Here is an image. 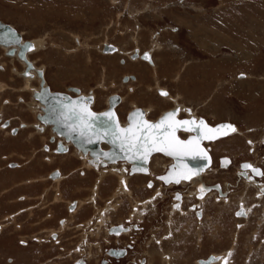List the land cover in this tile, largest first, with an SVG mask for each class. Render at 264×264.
<instances>
[{"label":"rangeland","instance_id":"1","mask_svg":"<svg viewBox=\"0 0 264 264\" xmlns=\"http://www.w3.org/2000/svg\"><path fill=\"white\" fill-rule=\"evenodd\" d=\"M21 1L0 0V19L25 38L46 39L45 49L30 54L36 65L44 68L38 72L40 90L45 76L53 90L69 92V87H78L88 95L94 92L98 96L94 111L104 110L105 97L117 93L123 97L116 106L122 121L133 103L148 108L146 114L155 119L171 108L175 99L209 124L227 121L240 132L204 143L212 157L210 169L205 167L203 174L211 194L203 197L200 206L203 224L199 231L193 213L170 212L176 190L187 202L186 209L201 200L189 195V184H162L163 198H155L154 207L130 218L135 198L126 197L125 191L119 196L124 202L118 212L110 207L111 201L119 200H112L111 191L106 196L98 192L91 202L95 171H87V182L78 178L83 185L80 191L72 183L54 182L52 175L46 176L54 167H65L68 175L66 166H81V160L69 163L46 158L51 153L41 147H57V143L50 140L49 130L39 133L33 129L36 119L24 103L30 94L18 89L23 80L12 72H2L0 162L24 158L17 161H25L30 176L25 177L26 186L7 182L0 188V264H74L78 259L97 264L104 254L106 257L108 246L123 245L128 254L111 258L108 264H134L141 258L142 264H195L199 259L209 264L212 261L207 262V257L216 254L225 255L227 264H264V192L259 191L264 187V175L252 176L262 185L258 187L246 184L239 178L244 174H237L248 170L244 163L264 173V0H32L35 3L28 10ZM69 30L78 36L80 47L76 50L68 51L77 45L71 38L66 42L61 34ZM105 41L123 52L101 51ZM135 50L151 51L157 66L138 56L134 57L137 60L129 58ZM1 53L0 62H5L7 56ZM237 53L250 57L241 59ZM16 66L23 67L17 61ZM128 75L135 78L128 82ZM9 85L12 88H6ZM158 90H167L171 98L162 100ZM182 114L186 115L184 110ZM23 123L27 126H21ZM180 135L185 138L187 134ZM17 146L24 155H18ZM221 157L231 158V164L220 165ZM157 168L158 172L164 170L163 166ZM80 169L73 174L82 176ZM110 179L112 190L117 180ZM84 183H89V188ZM219 184L228 201L215 199L220 196L214 188ZM103 186L101 191H105ZM151 188L144 189L140 198L146 200L154 191ZM20 192L22 195L15 196ZM83 197L89 203L85 204ZM70 202L83 203V209L76 212L78 207L74 213V208L68 209ZM240 208L244 215L235 214ZM119 225L129 227V233L117 237L109 232ZM160 252L170 256L169 263L163 262ZM225 261L217 259L211 264Z\"/></svg>","mask_w":264,"mask_h":264},{"label":"bare ground","instance_id":"2","mask_svg":"<svg viewBox=\"0 0 264 264\" xmlns=\"http://www.w3.org/2000/svg\"><path fill=\"white\" fill-rule=\"evenodd\" d=\"M27 2L26 3H24V1H21L22 2V4H24L25 6H26V9H27V7H29V9L31 8V7H33V5H34V3H32V0H26ZM39 1H41V0H37V2H39ZM15 3V2H14ZM252 3V2H251ZM18 5V4H17ZM24 5H22V6H24ZM21 6V5H20ZM21 6V7H22ZM28 10V9H27ZM44 20V19H43ZM191 31V33H192V30H190ZM20 34H21V36L23 35L21 32H20ZM62 34V36H63V38H64V40L67 42L68 40H69V38H71V40H75V43L76 42H78V41H76L77 39L76 38H73V36H67V34L66 35H64L63 34V32L61 33ZM195 33L193 32L192 34H191V36H192V38L193 37H195V35H194ZM222 37H223V35H221ZM23 38V37H22ZM23 40V39H22ZM27 40L31 43V47L29 48V49H27L26 51H25V57H26V60H28L29 62H31V64L27 61V64H28V67H31V65H32V67H31V69H29L28 70V74H27V76H20L21 74H19V72L17 71V70H15V67H13L12 69H11V71L13 72V73H15V76H17V77H20L22 80H23V85L20 87V88H18L19 90H26V91H28L29 92V94H30V99L29 100H27V101H24V103H26V105L30 108V111L32 112V115L35 117V121H33L32 122V127H33V129L34 130H36V131H38L39 133H43V131H45V130H49L50 132H51V136L54 138V143H58V142H60L61 144H62V146H64V148H65V150H58V147H57V149H56V151L57 152H64L65 151V153L64 154H62L61 156H63V155H66L67 153H71L70 151L72 150V154L77 158V159H79V160H81V169H80V171L79 172H81L82 174H85L84 172L86 171V174H87V171H90V170H92V171H95L96 173H97V176L93 179L94 180V183H93V185H94V188H93V192L94 193H96V194H98V192H100L101 190H102V188H101V186H103V189L104 190H106V191H108V189L109 188H111V181H109V180H111L110 179V177H112V178H114V179H116L117 181V184L115 185V186H113V188H112V190L111 189H109V191L108 192H110L111 191V193H110V197H111V195H112V200L114 199V197H119V196H121L122 195V193H123V191H125L126 193H127V195H126V197H128L129 199H130V197L131 198H135V202H133V205H132V209L130 208V212H129V214H130V218H132V217H139V213L140 212H144L146 209H148L150 206H152V207H154L153 205H152V203H154V199L155 198H163V195H164V193H163V182H165L163 179H160L159 178V176L161 175V177H167L168 175H169V173H170V171H171V167L170 168H168L169 166H173V165H175V162H174V158H173V156H169V155H167V154H165V153H162V152H153V153H151L150 155H149V157H148V161L146 162V167L147 168H149V171L147 172V171H142V170H139L138 169V167L133 163V162H131L129 159H114V160H110L109 158H107L106 156H104L103 154H97V155H92L91 153H90V151L89 150H86V151H84L83 149H81L80 148V146L78 145V143H76V142H74L71 138H67L65 135H63V134H61V133H58L53 127H52V124L50 123V122H48V121H46V120H42L41 118H40V116H38V115H41L42 113H44V111H45V108H46V106H45V104L37 97V95L38 94H36L35 95V93H37V92H39L40 91V80H38V72L39 71H43L44 72V68L42 67V66H37L36 65V63L34 62V61H32L31 59H29V57L28 56H30V54L31 53H34L35 51H32V50H38L39 48H40V46L41 47H45V45H46V42H44V41H42L41 39H39V38H31V39H28L27 38ZM44 40V39H43ZM25 41V40H24ZM22 42V41H21ZM1 43V42H0ZM105 43H107V41H105ZM105 43H102V45L103 44H105ZM2 44V46H8V45H14V44H11V43H9V44H5V43H1ZM0 44V45H1ZM75 45H77V44H75ZM15 46H17V47H15V49H14V51H15V54L14 55H12V56H15V58L16 59H18V57H21L20 55L17 57V50H19V46L17 45V44H15ZM117 46V45H116ZM75 47V46H74ZM73 47V48H74ZM101 47V46H100ZM32 48V49H31ZM72 48V47H71ZM104 48V47H103ZM31 49V50H30ZM77 49V48H76ZM114 49H116L115 47H114ZM114 49H105L104 48V51H114ZM102 50V49H101ZM6 51V50H5ZM28 51V52H27ZM68 51H69V49H68ZM19 52V51H18ZM27 52V53H26ZM117 52H123L121 49H120V47L118 48V50H117ZM133 52H135V53H137V56H138V58H140V55H141V53L142 52H138V50H135V51H133ZM132 52V53H133ZM147 54H148V56L150 57L151 56V59L149 58V59H147L150 63L149 64H152V66L155 68L157 65L155 64V61L153 60V55L151 54V51H145ZM5 54V53H4ZM134 55V54H133ZM11 56V57H12ZM128 56H129V58L131 57V58H134V57H132V55L131 54H128ZM136 56V57H137ZM142 56V58H145V56H143V55H141ZM236 56L237 57H239V58H241V59H243V58H247V57H250V56H248V55H244V54H239V53H237L236 54ZM14 58V57H13ZM22 58V57H21ZM24 58V57H23ZM134 59H136V58H134ZM251 59V58H250ZM12 60V59H11ZM137 60V59H136ZM19 62V61H18ZM20 63V62H19ZM22 63H24V62H22ZM21 63V64H22ZM24 65V67H25V64H23ZM26 68V67H25ZM10 71V72H11ZM62 72V71H61ZM125 78H127V77H125ZM130 78H132L131 80H133V76H130ZM43 80H44V83H45V85H48L47 83H46V77H44L43 78ZM130 80H128V82H129ZM34 82H36V85L34 84ZM37 83H38V85H37ZM44 84H43V82H42V86H43ZM44 87V86H43ZM42 87V88H43ZM50 90H53V89H51V87H50ZM159 90H160V88H159ZM158 90V92H159V94L158 95H160V98L162 99V100H165V98L166 99H168L167 97H170L171 98V96H170V94L168 93V91L166 90V91H159ZM68 91H72L73 93H75L74 95H88L86 92H84V90L82 89V88H77V87H69L68 88ZM88 92V91H87ZM157 92V93H158ZM162 92H167L168 93V95L167 96H165L164 97V95H162L161 93ZM41 93V92H40ZM42 94V93H41ZM35 95V96H34ZM91 96V98H90V100L88 101V103H89V106L91 107V108H93L94 106V104L96 103V100H97V98H98V96L96 95V97H95V94H94V92H93V96H92V94L90 95ZM108 98H110L109 97V95H107L106 97H105V101H106V108H107V106H108ZM20 100H23L22 98H19ZM123 99V97H121V96H119V101L116 103V105H115V107L117 106V104L121 101ZM147 104H149V103H147ZM178 106L180 107V108H178ZM114 107V108H115ZM136 107H138V105H136V104H134L133 103V106H132V108L131 109H133V108H136ZM174 107H177L180 111H179V113H182V111L184 110L185 111V114H186V118H188V117H192V118H194L195 120H199V119H202V117H196L195 116V114H194V111L192 110V109H190V108H188V107H186V106H181L179 103H178V101L177 100H175L174 99V104H173V106L171 107V108H174ZM105 108V109H106ZM171 108H169V109H166V110H164V111H162L161 112V114H160V116L164 113V112H166V111H168V110H171ZM28 109V108H27ZM143 109V108H142ZM146 110V111H145ZM145 110L143 109V114L145 115V117L148 119L149 118V120H152V121H155L156 119H158L159 117H157V118H155V119H151V117H149L147 114L150 112V110L148 109V108H145ZM174 111L175 110H177V109H173ZM182 110V111H181ZM115 111H116V108H115ZM146 112H147V114H146ZM116 113H117V111H116ZM117 116H118V113H117ZM195 116V117H194ZM38 117V118H37ZM177 118H178V113H177V116H176ZM128 118H129V113H128V115L126 116V119L124 120V121H122L121 119H120V117L118 116V123L120 124V125H124V124H126L127 122H128ZM42 121V123L39 121ZM205 119V118H204ZM205 121L207 122V120L205 119ZM24 122V121H23ZM227 121H224L223 123H226ZM208 123V122H207ZM230 123V122H229ZM230 124H232V123H230ZM211 125V124H210ZM21 126H23V127H26L27 126V123H23ZM232 126L233 127H235V125L234 124H232ZM237 128V127H236ZM236 131L237 132H240V130H238V129H236ZM181 133H185V134H187V135H185V138L186 137H188L189 135H191L192 134V132H186V131H184V130H179L178 132H177V135L179 136V137H181V138H184L183 136H181L180 134ZM230 133H233V132H231V131H229L228 132V134H227V136L230 134ZM223 136H225V135H223ZM221 136H218V137H215V138H213V139H211V140H208V139H204V140H202V144L204 145V143H207V142H215L217 139H219ZM56 139V140H55ZM57 140H59V141H57ZM43 145V144H42ZM99 146L101 147V148H103V149H106V148H108L109 146H110V144L107 142V141H105V140H101L100 142H99ZM54 147H55V145H54ZM54 147H50L49 145H43L41 148H43L45 151H47V152H49V151H51V150H53L52 148H54ZM204 147L207 149V151H208V153H209V156H211V153H210V148L209 147H206L205 145H204ZM54 153H55V151H53ZM56 152V153H57ZM156 153H162L168 160H166L165 159V157H163V158H161V157H159L160 155H157ZM153 154H155L153 157H151L150 158V156L151 155H153ZM69 156V155H68ZM91 156V157H90ZM50 156L48 155L46 158L47 159H50L49 158ZM59 159V158H58ZM64 159V158H63ZM51 160V159H50ZM150 160V161H149ZM212 160V157L210 158V161ZM149 162V163H148ZM229 162H230V160H229ZM14 163V162H13ZM154 163H155V165H154ZM227 163V162H226ZM226 163H222L223 165L222 166H224ZM15 164V163H14ZM128 164H131V166H132V168L131 169H129V165ZM16 165V164H15ZM152 166V167H151ZM156 168H155V167ZM159 166H163V168H164V170H163V172H164V174H163V172H158V168L157 167H159ZM226 166V165H225ZM207 167V166H206ZM209 167V166H208ZM153 168L154 169H157V170H154L153 171ZM170 169V170H169ZM174 169V168H173ZM253 169H255V170H258L259 171V168H252L251 169V171H252V173L254 174V175H257V172L256 171H253ZM56 170H58L59 171V175H58V172H57V174H52V176H57V177H54V178H52L53 179V181L54 182H60L62 179H64V174H66V173H62L61 172V170L60 169H56ZM136 170V172H134ZM205 170V171H204ZM166 171V172H165ZM204 171V172H203ZM207 170L206 169H203V170H201L200 171V177H198V176H194L190 181H181L179 184H183V185H186V184H189L190 185V191H189V195H195L194 197H196L197 199H201V200H198V201H196V203L194 204V202L192 203L191 202V204H190V206L189 207H187V209L186 208H184V206H185V204H187V202H185L184 200H183V198H182V196H180V199L179 200H175L174 201V204L173 205H171L170 207V212H171V215H172V213H174V212H177V213H179V214H182V215H185V214H188V215H192V213L194 214V216H195V218H194V221H196L197 223H196V227H195V229L196 230H200V227H201V224H203V209L200 207L201 206V204H202V201H203V198H201V197H205V196H208V195H210V194H208L209 193V191L207 190V189H209V188H207V183H208V180L205 178V177H203V174L206 172ZM239 171V170H238ZM158 172V173H157ZM70 173V172H69ZM144 173H146L145 175H144ZM240 173H242L241 171H239V173L237 172V174L239 175ZM163 174V175H162ZM50 175V172L47 174V176H49ZM241 175V174H240ZM257 176H261V175H257ZM239 178H241V179H243V181H245L246 182V184H248V183H252V184H255V185H257L258 187H261L262 185H260V182L259 181H257L255 178H252V176H251V173L249 172V170H246L245 172H244V177L242 178V177H240L239 176ZM145 179H147V181L145 180ZM251 179H253V180H251ZM141 180H145L146 181V183H144V182H140ZM205 180H206V182H205ZM107 181V182H106ZM155 181H159L158 182V184H156V182ZM163 181V182H162ZM105 182L106 183H110L109 185H106L105 184ZM162 184H161V183ZM140 183L142 184L141 186H140ZM149 184H151V187H153V188H151V187H149ZM154 184H156V186H154ZM101 185V186H100ZM200 185H203L204 186V191L203 192H201V190H199V188H200ZM100 186V187H99ZM144 186H145V188H144ZM172 185H169V187H171ZM99 187V188H98ZM106 187H108V188H106ZM147 189V188H151V189H154V191L152 192V194L149 196V197H147V199L146 200H144V199H142V198H140V197H142L144 194H145V192H146V190L144 191V189ZM100 190V191H99ZM59 191V190H58ZM150 191V190H149ZM217 191V190H216ZM225 191V189L220 185V190L219 191H217L218 192V194H222V195H220V196H218V195H215V199H217V200H220V197L222 198H225V199H222L223 201H228V198L226 197V195H225V193L226 192H224ZM259 191H263L264 192V187L263 188H260V190ZM259 191H257V192H259ZM60 193V192H59ZM157 193H159V195H157ZM215 194V193H214ZM59 195V194H58ZM92 195H94V194H92ZM139 195V196H138ZM187 195V194H186ZM129 201H132V199L131 200H129ZM190 201V200H189ZM122 202H124V199H121L120 200V197H119V200H118V202H116V201H111L110 202V207L112 208V209H114L116 212H118L119 210V208L118 207H121L120 206V204L122 203ZM115 203V204H114ZM83 204V203H82ZM82 204H80V203H76V202H71V203H69V205H68V209L69 210H72L73 208H74V212H75V210L78 208V207H80ZM131 204V203H130ZM71 205H73L74 207L71 209L70 208V206ZM176 205H179V208H177L176 207ZM116 206H117V208H116ZM73 211V210H72ZM243 212V211H242ZM103 214V213H102ZM128 214V215H129ZM170 214V213H169ZM247 215V214H246ZM171 217V216H170ZM243 217V216H242ZM61 221H62V223L63 224H65V219H61ZM99 221V220H98ZM100 226V225H99ZM128 228L129 227H126V228H124L122 225L120 226V227H117V230H118V235H120V234H122V233H129V230H128ZM131 228H132V226H131ZM194 228V227H193ZM116 229V228H115ZM123 229V230H122ZM108 231V230H107ZM109 232H110V230H109ZM117 235V234H116ZM117 235V236H118ZM154 236V235H153ZM157 242V241H156ZM157 244L159 245V243L157 242ZM160 246V245H159ZM162 254V257H163V262H164V260L165 261H167V263H169V260H170V256L169 255H167V253L166 252H160V255ZM159 255V256H160ZM178 255V254H177ZM176 255V256H177ZM223 257V256H222ZM160 258V257H159ZM151 259H152V257H151ZM217 260V257L216 256H212V261H216ZM221 260V259H220ZM141 261V260H140ZM207 262H209V260L207 261ZM195 264H203V260H199V261H197ZM211 264V263H210Z\"/></svg>","mask_w":264,"mask_h":264},{"label":"snow or ice","instance_id":"3","mask_svg":"<svg viewBox=\"0 0 264 264\" xmlns=\"http://www.w3.org/2000/svg\"><path fill=\"white\" fill-rule=\"evenodd\" d=\"M145 59H149L145 54ZM167 96V92L161 93ZM180 110L177 109L173 112H169L163 117L159 123L153 124L143 119L142 113H137L127 128H122L116 124L115 131L109 132L105 128L102 132L96 128L93 123L98 119L95 113L89 110L86 105H73L68 108L67 114H63L65 121L71 120L72 123L68 124V128L72 132H78L81 136L89 135L91 138L95 136L97 139L101 136L113 135L114 141L119 142V146L122 151H125L129 155L128 159H135L137 157L147 161L148 156L153 152L166 153L169 156L184 157L190 156L193 159L202 155L206 156V153L201 148V141L204 139L211 140L217 135H227L229 131L235 132L236 129L230 124L219 125L216 128L209 127L204 120L195 119H177V113ZM109 121L115 122L114 113H105ZM186 132H197L198 135L188 139L181 140L177 136L179 130ZM245 169L250 168V165H244ZM199 169H192L187 165H180L174 168L167 177H161L166 183H180L182 180H191L194 176L199 175ZM257 172V175H264V173L253 169ZM244 174V173H242ZM151 187V184H149ZM204 188H201V192ZM159 195V193H157ZM203 198V197H201ZM177 199H180L179 195ZM179 208V205H176ZM238 215H244V212L237 213ZM123 230V229H122ZM225 264L227 262L225 261Z\"/></svg>","mask_w":264,"mask_h":264},{"label":"water","instance_id":"4","mask_svg":"<svg viewBox=\"0 0 264 264\" xmlns=\"http://www.w3.org/2000/svg\"><path fill=\"white\" fill-rule=\"evenodd\" d=\"M0 42L5 43V44H9V43L14 44V46H12L9 49V52H13L15 49V44H17L19 46L18 54L21 57H24L25 51L31 47V43L28 40L21 42V35L17 31L16 28H14L10 23H6V22L2 21L1 19H0ZM104 48L106 50L107 49H114V46L111 43H108L104 46ZM145 54H147V53L144 52L142 55L145 56ZM147 56H148V54H147ZM41 93H39L37 95V97L45 104L46 108H45L43 115H41L40 118L42 120H46V121L50 122L52 124V127L58 133L65 135L67 138H71L74 142L78 143V145L80 146L81 149H83L84 151L89 150L92 155L103 154L104 156H106L110 160L128 159L127 156L129 154L126 153L125 151L121 150V148L119 146V142L118 141L113 142L114 141L113 135L110 134L108 136H101V138H99V139H97L95 136H92L91 138L89 137V135L81 136L78 132L70 131V129L68 128L67 125L71 124L72 121L71 120L65 121L63 119V114H67L68 108H70L73 105H86L89 108V110L92 111L93 113H95L96 116L98 117V119L93 122L96 125V128L98 130H100L101 132L105 128H107L109 130V132H112V131H115L116 124H118L122 128L129 127L130 124L133 123L134 118H137L136 114L138 112L143 114V109L141 107H136V108L131 109L129 111L128 122L124 125H120L118 123V116H117V113H116L115 108H114L116 103L119 101V94H117V93L110 95L109 104H108L107 108L102 110V111H94L89 106L88 101L91 98L90 95L71 96L69 93H67L65 91L50 90L48 85H45L42 88ZM173 111L174 110L171 109V110L164 112L155 121L147 119L144 114H143V119L150 122V123L156 124V123H159V121L163 117H165L167 113L173 112ZM109 112L114 113L115 122L109 121L108 117L104 115L105 113H109ZM177 119L191 120L194 118L189 117V118H177ZM199 120H201V119H199ZM199 120H197V121H199ZM202 120L205 121L204 118H202ZM206 124L209 127L216 128L219 125L230 124V123L229 122H226V123L217 122L214 125H210L209 123L206 122ZM230 125H232V124H230ZM197 135H198L197 132H192V134L186 138H181L178 135L177 136L181 140H188V139H191ZM218 136H223V135H217L216 137H218ZM101 140L107 141L110 144V146L106 149L101 148L99 146V142ZM57 147H58V150H65L64 146H62V144L60 142L57 143ZM201 148L206 153V156L202 155L200 157H197L196 159H193L190 156H184V157H174L173 156L174 162H175V168L177 166H180V165H187L188 167H190L194 170H196V169H199L200 171L203 170L206 166H208L210 164V156H209L207 149L202 144V141H201ZM130 161L133 162L138 167L139 170L147 171V167L145 164L148 161V159H147V161H144L142 158L137 157L135 159H131ZM220 161H221V163H226V162H228V158L227 157H221ZM172 171H170V172H172ZM200 171H199V175H197L198 177H200ZM52 174H57V171L53 170L51 172V175ZM176 195L178 196L179 192H176ZM239 212H241V209L236 211V213H239ZM121 251H123V250H119V249H116L114 247H110L108 249V252L110 254H115V255L120 254ZM210 259H211V256H208L206 260H210Z\"/></svg>","mask_w":264,"mask_h":264},{"label":"crops","instance_id":"5","mask_svg":"<svg viewBox=\"0 0 264 264\" xmlns=\"http://www.w3.org/2000/svg\"><path fill=\"white\" fill-rule=\"evenodd\" d=\"M25 2L24 3H26L27 1L26 0H24ZM14 27V26H13ZM66 33L64 34V32H63V34L64 35H66L67 34V36H73V38H76L77 40L76 41H78V42H76V44H77V46L76 47H74V48H71V49H69V51L70 50H76V48L78 49L79 47H80V44H78L79 43V40H78V36L77 35H74V33L72 32V31H65ZM25 38V37H24ZM25 39H27V38H25ZM37 39V38H36ZM40 39V38H39ZM44 39V40H43ZM70 39V38H69ZM41 40L42 41H44V42H46V44H47V41H46V39L45 38H41ZM74 42H75V40H74ZM103 43H105V42H103ZM106 44H108V41H107V43H105V44H103L102 46H101V49H103V47L106 45ZM113 45V44H112ZM116 49H114V51H107V53H111V52H117V50H118V48H119V46L117 45H113ZM46 48V45H45V47H41L40 46V48L38 49V50H42V49H45ZM32 49V48H31ZM30 49V50H31ZM100 49V50H101ZM37 50V51H38ZM32 51H36V50H32ZM102 51V50H101ZM105 53H106V51H104ZM141 52V51H140ZM106 55V54H105ZM0 82H2V81H0ZM1 88H3V86H1ZM29 99H30V96H29ZM28 99V100H29ZM1 118V117H0ZM8 121H9V119H8ZM10 122V121H9ZM237 126L235 125V129H237L236 128ZM233 133H237L236 131L235 132H233ZM0 144H1V139H0ZM1 147H3V145L1 146L0 145V149H1ZM20 147V146H19ZM18 146L16 147V148H14L15 150H16V152L18 153V155H20V156H22V154L24 153V151L22 150V149H20ZM53 150H51V151H49V153H51V155H49L50 157V159H52V158H56V159H63L64 161H69V163H72L73 162V160L74 159H77L73 154H72V150L70 151L71 153H67L66 155H63V156H61L62 154H64L65 153V151L64 152H57V151H55V152H57V153H59V154H56V153H54L53 151H54V148H52ZM56 149H57V147H56ZM24 155V154H23ZM69 155V156H68ZM17 160H19V161H21V160H25L24 158H21V157H17V158H15V159H12V160H10V161H4V162H0V188L2 187V184L3 183H12V184H19L20 183V185L21 184H23L24 186H26L27 184H28V180H27V178H25V177H27V176H30L29 175V168H28V166H26L25 165V161L21 164L20 162H18ZM1 161V160H0ZM11 161H13V162H17V164H16V166H14L13 164H11L10 162ZM1 163H3V164H1ZM5 164H6V166H5ZM8 165V166H7ZM10 165V166H9ZM68 165V164H67ZM67 167V169H69V174L68 175H66V174H64L65 172L63 171V169L65 168H61V167H54V168H52V169H50V171H52L53 169H60L61 170V172L65 175L64 176V179H62L61 181H63L64 183L65 182H69V183H72L74 186H76V188L75 189H77L78 191H80V190H82L83 188H82V184H80V181H78V178H79V180H84V181H82V182H87V176H86V173L83 175L81 172H80V174H82V176H75L74 174H73V172L76 170V169H80V166L79 165H72V166H66ZM251 169L252 168H254V166L253 165H251V167H250ZM251 169H248L249 170V172L251 173L252 171H251ZM173 170V169H172ZM171 170V171H172ZM260 170H261V173H263V170L260 168ZM50 171H47V174L50 172ZM134 172H136V170L134 171ZM73 174V175H72ZM51 175V174H50ZM59 175V174H58ZM57 175V176H58ZM241 175H243L242 173H241ZM47 176V175H46ZM56 176V177H57ZM251 176H252V174H251ZM53 177H55V176H53ZM67 180V181H64V180ZM6 180H8V181H6ZM53 181V180H52ZM60 181V182H61ZM182 181H190V180H182ZM16 182V183H15ZM161 183V182H160ZM80 184V185H79ZM84 184H86V186H88V188H89V183H84ZM162 184V183H161ZM167 184H169V185H173V183H167ZM106 188H108V187H106ZM108 191H109V189H108ZM108 191H100L99 193L102 195V196H106L109 192ZM25 193H23V192H20V193H16L15 194V196H19V195H22L21 193H23L25 196H26V190L24 191ZM60 192V191H59ZM61 193V192H60ZM81 193V192H80ZM93 194L94 195H91L90 196V199L91 198H93V197H96L98 194H96V193H94L93 192ZM87 197H83L82 199H84V200H82V201H84L85 202V204L86 203H89V202H86L87 201V199H86ZM92 200L93 199H91V202H92ZM89 201V200H88ZM71 203V202H70ZM84 205V204H83ZM82 205V206H83ZM240 205H243V204H240ZM81 206V207H82ZM81 207H79V209L76 211V212H78L80 209H83V208H81ZM246 208V207H245ZM85 209V208H84ZM241 209V208H240ZM76 212H74V213H76ZM81 212L83 213L84 211L83 210H81ZM81 212H80V214H81ZM241 212H242V209H241ZM248 212H249V209H248ZM235 214H237V213H235ZM248 215V214H247ZM83 216V215H82ZM83 218H84V216H83ZM215 255V254H214ZM216 255H219V254H216ZM215 255V256H216ZM223 255H219V256H217V259H221V263H223L224 261H225V259H224V257H225V255L222 257Z\"/></svg>","mask_w":264,"mask_h":264},{"label":"flooded vegetation","instance_id":"6","mask_svg":"<svg viewBox=\"0 0 264 264\" xmlns=\"http://www.w3.org/2000/svg\"><path fill=\"white\" fill-rule=\"evenodd\" d=\"M2 20V19H1ZM3 21V20H2ZM5 22V21H4ZM6 23H8V22H6ZM12 25V24H11ZM13 26V25H12ZM15 28V27H14ZM18 32H19V30H17ZM20 33V32H19ZM21 35V34H20ZM23 37V38H22ZM23 39V40H22ZM24 40H27V39H25L24 38V36L22 35L21 36V41L23 42ZM1 44V43H0ZM12 46H14V45H8V46H2V44L0 45V48L2 49V53L4 54V55H6L7 56V59H9V62H10V65H7V59L5 60V62H0V74L1 75H3V73L2 72H5V71H8L9 73H11L12 71H11V69L13 68V67H15V70H17L18 72H19V74H21L20 76H27V74H28V70L29 69H31V67H32V65H31V67H28V64H27V61L28 60H26V57H25V55H24V58L22 57H18L19 56V54H18V51L19 50H17V57H18V59H16L15 58V56H12V55H14L15 54V51H13V52H9V49L12 47ZM15 47H17V46H15ZM6 50V51H5ZM28 52V51H27ZM26 52V53H27ZM1 53V52H0ZM1 53V54H2ZM142 53H144V52H142ZM142 53H141V55H142ZM134 54V55H133ZM133 54H132V57H135V56H137V53H135V52H133ZM140 55V58H142V56ZM12 56V57H11ZM14 57V58H13ZM29 57V59H31V57L30 56H28ZM3 59V58H2ZM12 59V60H11ZM143 59H145V58H143ZM150 59H151V56H150ZM32 60V59H31ZM148 63H150L147 59H145ZM16 61L18 62H20V63H22V62H24V63H22V68L21 69H18L17 68V66H16ZM33 61V60H32ZM29 62V61H28ZM30 64H31V62H29ZM23 64H25V67H24V65ZM11 71V72H10ZM12 75L15 77V73H13L12 72ZM133 77H134V75H132ZM45 77V76H44ZM135 78V77H134ZM133 78V79H134ZM131 78H130V76L128 75L127 76V80H130ZM45 86V85H44ZM6 88H12L10 85L9 86H7ZM5 88V89H6ZM78 88V87H77ZM49 89H50V86H49ZM41 90H42V88H41ZM41 90H40V92H41ZM40 92H37V93H35V95L36 94H39ZM67 93H69L71 96H75L74 94L75 93H72V91H69V92H67ZM34 95V96H35ZM116 108V107H115ZM93 109V108H92ZM173 109H178V108H173ZM41 115H43V113L41 114ZM41 115H38V116H41ZM119 116V115H118ZM1 117V116H0ZM38 118V117H37ZM178 118H186V115H183L182 113H179L178 112ZM189 118V117H188ZM203 118V117H202ZM39 120V119H38ZM0 121H3L2 120V118H0ZM5 121V120H4ZM8 121V120H7ZM40 121V120H39ZM41 123H42V121H40ZM4 124H6V123H4ZM18 128H20V123H19V126H17ZM11 130V129H10ZM18 130V129H17ZM51 137V141H53L54 140V138L52 137V136H50ZM57 141H59V140H57ZM57 143V142H56ZM55 143V144H56ZM56 147V146H55ZM55 147H54V151H56V149H55ZM56 153V152H55ZM56 154H59V153H56ZM155 154H153V155H151L150 156V158L151 157H153ZM91 157V156H90ZM228 158V157H227ZM229 160H230V162H229ZM231 158H228V162L226 163V165H229V164H231ZM150 161V160H149ZM149 163V162H148ZM247 163H244L243 165H246ZM129 165V169H131L132 168V166H131V164H128ZM220 165H223L222 163H220ZM248 165V164H247ZM171 167V168H170ZM211 167V166H210ZM210 167H208V169H210ZM168 168H170L171 170L173 169V168H175V165H171V166H169ZM169 169V170H170ZM248 169H251V168H248ZM54 170H56V169H54ZM57 172H58V174H59V171L58 170H56ZM149 171V168H147V172ZM52 172V171H51ZM51 172H50V174H51ZM166 172V171H165ZM242 173H244L245 171H241ZM146 173H144V175H145ZM163 174H164V172H163ZM50 176V175H49ZM253 177L255 176V175H252ZM177 184H179V183H174L173 182V186L174 185H177ZM163 185L164 186H169V184H167L166 182H163ZM173 186H171V187H173ZM208 186V185H207ZM204 188V186L203 185H200V188H199V190H201V188ZM165 188H167V187H165ZM217 191H219L220 190V184H219V187H214ZM209 191V190H208ZM175 192H178L177 190L175 191ZM219 195H221V194H219ZM180 196H182V193H179V197ZM173 197H174V201L175 200H179V199H177V195H176V193H174L173 194ZM173 201V202H174ZM74 206L73 205H71L70 206V208L72 209ZM239 210V209H238ZM120 226V225H119ZM115 227H117V226H115ZM115 227L114 228H110V233H112V234H117L118 235V230H117V228L115 229ZM116 235V236H117ZM121 235V234H120ZM117 237H119V235L117 236ZM110 247H114V248H116V249H119V250H123V251H121V253L120 254H118V255H115V254H110L109 252H108V249L110 248ZM128 252H129V249L127 248V246H125V245H123V246H108V248H107V250H106V257H105V254L100 258V260H98L97 261V264H108V262L110 261V259L111 258H116V259H119V257H124V256H126L127 254H128ZM83 259H81V260H76L75 261V263L74 264H86L85 263V261H82ZM141 260V261H140ZM140 260H138V261H136L135 260V263L134 264H142L141 262H144V260L141 258ZM200 260V259H199ZM202 260V259H201ZM208 261V260H207ZM210 261H212V257H211V259H210ZM213 262V261H212ZM212 262H209V264L210 263H212Z\"/></svg>","mask_w":264,"mask_h":264}]
</instances>
